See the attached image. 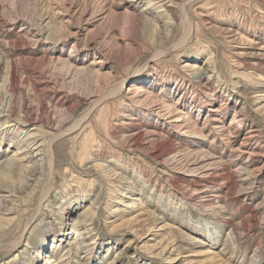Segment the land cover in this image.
Returning <instances> with one entry per match:
<instances>
[{
  "label": "rangeland",
  "instance_id": "374dc122",
  "mask_svg": "<svg viewBox=\"0 0 264 264\" xmlns=\"http://www.w3.org/2000/svg\"><path fill=\"white\" fill-rule=\"evenodd\" d=\"M149 2L0 0V264H264V0Z\"/></svg>",
  "mask_w": 264,
  "mask_h": 264
},
{
  "label": "bare ground",
  "instance_id": "6f19581e",
  "mask_svg": "<svg viewBox=\"0 0 264 264\" xmlns=\"http://www.w3.org/2000/svg\"><path fill=\"white\" fill-rule=\"evenodd\" d=\"M151 2H153V4H151V2H149L148 3V6L149 7H151L150 5H157V6H159V7H164V9H165V11L166 12H168V6H166V2H164L165 0H150ZM171 10V9H170ZM184 12H185V18H186V11L184 10ZM163 13V12H162ZM168 14V13H167ZM189 19V18H188ZM169 28H170V26H169ZM186 28V27H185ZM186 32V31H185ZM181 43V42H180ZM179 43V44H180ZM175 47V46H174ZM104 63V62H102L101 60H97V63ZM96 63V64H97ZM264 69V68H263ZM259 71V70H258ZM11 81H12V79H11ZM123 85H124V81H122L121 83H119V85L116 87V89L114 90V91H116L118 88L119 89H121V87H123ZM131 86V85H130ZM118 91H120V90H118ZM131 91H135V90H133V88L132 87H128V92H131ZM115 93V92H114ZM162 109H161V106H157V109H156V111H157V113L159 114V111H161ZM241 112V111H240ZM1 113V112H0ZM3 113V112H2ZM167 113V112H166ZM181 116V115H180ZM239 115H238V110L235 112V114L233 115V117H232V120L229 122V125L231 124V123H235L236 122V120H237V117H238ZM169 118V117H168ZM240 119V118H239ZM242 119V118H241ZM167 120V119H166ZM212 120V119H211ZM20 119L19 118H17V117H14V119L11 121V122H8L7 123V127H11V126H15L17 123H20ZM177 121H179L180 122V118H179V116H177V118H175V119H172V122H173V124H178V123H174V122H177ZM238 121V120H237ZM17 122V123H16ZM169 122V121H168ZM172 124V123H171ZM74 126V125H73ZM72 126V127H73ZM174 127H176L177 128V125H174ZM137 128V127H136ZM180 128V127H179ZM183 128V127H182ZM31 129H34V128H31ZM68 130V129H67ZM54 131L55 130H53V131H50L49 132V134H48V138H47V140L46 139H43V138H41V136L39 135V134H37V133H34V132H32V133H27L26 135H27V138L26 139H28V141H29V144L31 143V148L34 146V148H33V152L35 153V154H33V156H31V157H35V159H33V162H28L27 163V165L24 167V168H22V169H24L25 171H26V173L28 174V176H27V182L26 183H23V184H25V186L23 185V187L24 188H29L30 186H32V188H33V185L35 184V183H33V179L30 177V174L31 173H33L34 171H37L38 170V168H39V170H41L42 172H43V174H44V177L43 178H45L46 179V181H45V184H46V186L49 184V185H51V170H52V150H51V143H52V141L55 139V138H57V137H59V135H61L62 134V132H55L54 133ZM66 131V130H65ZM137 131V130H136ZM251 131H256V130H251ZM141 133V132H140ZM135 135H137V132L136 133H133L131 136H135ZM139 135H141V134H139ZM254 135H256V134H251V133H248V134H246L244 137H243V139L245 140V139H248V138H251L252 136H254ZM255 137V136H254ZM144 138V137H143ZM149 138V137H148ZM130 139V138H129ZM31 140H34L33 142L31 141ZM145 140V139H144ZM147 142V141H146ZM242 142V141H241ZM169 145V144H168ZM139 146V145H138ZM162 147V146H161ZM133 148H134V146H133ZM136 148V147H135ZM161 150V149H160ZM173 151V150H172ZM167 152V151H166ZM255 153V151H250V154H254ZM258 154V153H257ZM28 157V156H27ZM38 157V158H37ZM159 157V156H158ZM12 160V159H11ZM12 164H14L13 163V161L11 162ZM24 173V172H23ZM26 173H24V174H26ZM206 173V172H205ZM220 173V172H219ZM224 175V174H223ZM25 176V175H24ZM210 177V176H209ZM24 178V177H23ZM22 178V179H23ZM209 179V178H208ZM31 181V182H30ZM210 181V180H209ZM41 182V181H40ZM216 182V181H215ZM45 184H38V186H35V188H33V190H36V187H39V195H40V197H39V203H41V201H42V199L44 198V197H46V195L49 193V186L47 187V188H44V186L43 185H45ZM36 185V184H35ZM216 185V184H215ZM29 186V187H28ZM22 188V187H21ZM2 189V188H1ZM51 189V188H50ZM32 190V191H33ZM24 191V190H23ZM92 211V210H91ZM92 213V212H91ZM33 216V215H32ZM32 216H31V218H32ZM28 221H30V217H29V220H27V223H28ZM20 242V238H17V239H15V240H13V246H16L18 243ZM12 243V242H11ZM54 262H55V260H52L51 259V257L50 258H48L47 259V261H45V263L44 264H54Z\"/></svg>",
  "mask_w": 264,
  "mask_h": 264
}]
</instances>
